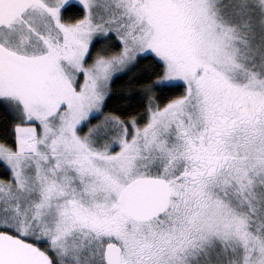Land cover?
Masks as SVG:
<instances>
[{
  "label": "snow or ice",
  "instance_id": "snow-or-ice-1",
  "mask_svg": "<svg viewBox=\"0 0 264 264\" xmlns=\"http://www.w3.org/2000/svg\"><path fill=\"white\" fill-rule=\"evenodd\" d=\"M0 264H264V0H0Z\"/></svg>",
  "mask_w": 264,
  "mask_h": 264
}]
</instances>
